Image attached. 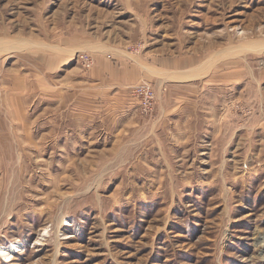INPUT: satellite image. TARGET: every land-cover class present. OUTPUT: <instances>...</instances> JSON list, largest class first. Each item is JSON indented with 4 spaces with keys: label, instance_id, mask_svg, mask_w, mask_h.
Instances as JSON below:
<instances>
[{
    "label": "rangeland",
    "instance_id": "374dc122",
    "mask_svg": "<svg viewBox=\"0 0 264 264\" xmlns=\"http://www.w3.org/2000/svg\"><path fill=\"white\" fill-rule=\"evenodd\" d=\"M261 237L264 0H0V264H264Z\"/></svg>",
    "mask_w": 264,
    "mask_h": 264
},
{
    "label": "crops",
    "instance_id": "0c3cea01",
    "mask_svg": "<svg viewBox=\"0 0 264 264\" xmlns=\"http://www.w3.org/2000/svg\"><path fill=\"white\" fill-rule=\"evenodd\" d=\"M114 87H112V88H114ZM116 88L117 89L114 88L112 93H111V91H109V92L107 91L106 92L107 95L111 96V98H113V99H115V97L117 95L122 96V97L124 96V97H123V100H121L120 102L115 101L118 105L115 106L114 105L115 102L112 104L111 109L114 110V112H111L109 114L110 117L112 119H114L115 121H123V122H124V119H125V121H127L129 119L130 120L134 119L135 117H137V115L139 113V104H138L137 100L131 96V93H130L131 88L128 92L127 91L126 92L121 91V88H119V87H116Z\"/></svg>",
    "mask_w": 264,
    "mask_h": 264
},
{
    "label": "built area",
    "instance_id": "2783aa9c",
    "mask_svg": "<svg viewBox=\"0 0 264 264\" xmlns=\"http://www.w3.org/2000/svg\"><path fill=\"white\" fill-rule=\"evenodd\" d=\"M132 96L139 104V111L142 114L151 113L156 104V92L148 83L140 84L131 88Z\"/></svg>",
    "mask_w": 264,
    "mask_h": 264
},
{
    "label": "bare ground",
    "instance_id": "6f19581e",
    "mask_svg": "<svg viewBox=\"0 0 264 264\" xmlns=\"http://www.w3.org/2000/svg\"><path fill=\"white\" fill-rule=\"evenodd\" d=\"M262 236V235H261ZM261 252L264 253V237H261ZM16 246L10 245L9 247H0V256H2L5 260H10L12 258V253H14Z\"/></svg>",
    "mask_w": 264,
    "mask_h": 264
}]
</instances>
